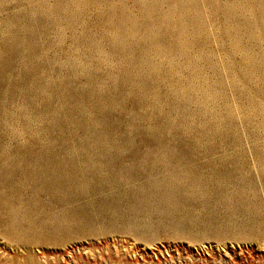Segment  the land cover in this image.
<instances>
[{
  "label": "rangeland",
  "instance_id": "1",
  "mask_svg": "<svg viewBox=\"0 0 264 264\" xmlns=\"http://www.w3.org/2000/svg\"><path fill=\"white\" fill-rule=\"evenodd\" d=\"M0 264H264V0H0Z\"/></svg>",
  "mask_w": 264,
  "mask_h": 264
}]
</instances>
